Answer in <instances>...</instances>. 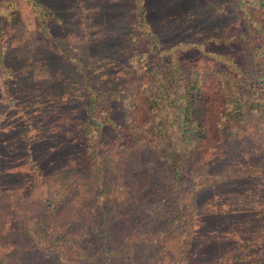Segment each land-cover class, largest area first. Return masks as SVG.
<instances>
[{"label":"rangeland","instance_id":"rangeland-1","mask_svg":"<svg viewBox=\"0 0 264 264\" xmlns=\"http://www.w3.org/2000/svg\"><path fill=\"white\" fill-rule=\"evenodd\" d=\"M252 6L249 0H0V237L8 243H0V256L5 263L12 255L9 264H27L21 262L27 254L29 260L50 264L43 248L45 239L52 241L39 224L46 214L61 220L73 216L74 207L81 205L79 213L88 212L89 222L94 223L84 222L81 233L97 237L95 218L100 219L103 209L96 207L97 203L83 204L95 196L84 186L83 193L81 185L57 191L61 183L57 182V187L51 183L57 176L77 174L89 186H96L97 178L102 177L99 160L110 150L123 160V169L129 162L127 155L137 150L136 174L140 170H170L162 153L148 149L150 152L140 155L145 144L138 131L133 134L129 129L135 119L131 109L135 101L127 97L133 90L145 93L154 85L149 84L152 76L146 65L160 58L158 52L163 47L174 48L163 57L185 67L197 63L224 67L218 52L238 63L248 61L249 66L248 49H236V41L231 39L245 30L247 22L250 25L262 17ZM143 19L151 26L142 23ZM155 32L162 42L153 39ZM255 41L250 39L253 44ZM88 96L93 98L90 103ZM139 103L145 110V102ZM88 115L97 124L105 122L100 134L93 133L91 143L85 131ZM212 125L207 127L211 144L221 140L200 154L190 153L194 157H187L189 162L179 179L189 178L191 170L193 178L206 172H234L197 187L193 226L173 256L177 262L184 259L183 264H264V159L249 162L243 149L254 144L249 141L255 134L250 129L238 138L220 137ZM239 140L234 157L225 160L227 145L223 144ZM253 154L260 156L258 151ZM34 170H39L37 179ZM152 175L150 172V179ZM40 182L43 185L30 195L31 184ZM117 188L118 193L122 191L120 183ZM119 196L115 212L119 216L109 218L107 225L112 231L110 235L107 230V238L120 233L119 226L124 228L129 246L140 245L142 240L151 244L156 242L153 237L163 235L169 236L168 241L181 237V230L169 232L172 224L156 227V222H152L158 230L155 235L143 233V226L137 224L147 215V203L134 212L125 194ZM58 199L63 203L52 209L50 202ZM61 222L58 227L50 225L52 239L75 228L72 222L65 226ZM33 247L37 251H28ZM130 251L132 259L140 258L139 251ZM173 256L156 254L149 264H168L174 261Z\"/></svg>","mask_w":264,"mask_h":264},{"label":"trees","instance_id":"trees-1","mask_svg":"<svg viewBox=\"0 0 264 264\" xmlns=\"http://www.w3.org/2000/svg\"><path fill=\"white\" fill-rule=\"evenodd\" d=\"M249 1L262 17L250 22V25L247 22L245 30L234 37L232 36L231 39L236 41V49H240L241 46L248 49L252 61L249 66L247 65L248 61L246 64L238 63L234 61L233 57H226L227 55L224 53L218 52L216 55L223 61L224 67H209L200 65V63L185 67L175 59L163 57L164 52L174 51L173 47H163L158 52L160 58L146 65L147 72L152 76L151 79L149 77L151 81L149 84L154 83V85H149L145 93L142 89L133 90L127 97V100L135 101L131 107L135 119L129 129L133 134L139 132L138 134L141 135L142 142L145 144V148L141 149L144 154L140 155L144 156L147 151L150 152L148 149L154 154L162 153L164 159L169 162L170 170H140L139 174H136L135 166L138 165L136 161L139 156L137 150H133L127 155L129 162L126 163L124 169L123 160L116 158L110 150L107 152L109 155H103L99 160L102 177L97 178L96 186H89L87 180H83L77 174L72 177L60 175L53 180L51 178V183L54 186L59 185L57 182L61 183L60 187H57V191L62 188L67 190V187L73 189L81 185L80 190H83L84 193L86 188L91 197L95 196V198H88L89 200L83 204L97 203L96 207L102 208L103 212L99 216L100 219L95 218L96 224H98V226L96 225L98 232L95 239L89 238L87 232L81 233L84 231V222L94 224L89 222L92 220L88 212L80 214L82 211L79 210L83 209L81 205L74 207L73 216L61 219L60 224L65 226L72 222L75 228L56 234L53 239V229L49 230V227L53 224H57L58 227L61 220L57 218V215L51 217L50 214H46L44 220L41 218L42 223L39 224L48 232L46 238H50L53 243L45 239L47 245L43 248L44 256L50 259L48 260L50 264H149L156 254L172 257L177 249L180 251L181 240L185 236V232L192 228L195 220L196 211L193 205L197 187L205 186L206 183H209L208 179H211V182L217 181L226 173L234 172V170L206 172L198 178H193L191 170L189 178L179 179L185 171L186 163L189 162L187 157H194L190 153L200 154L205 149L208 150L210 146H217L218 141L221 140L215 139V145L211 144L207 131V127L211 123L217 130L216 135L221 137L223 134L226 138H238L241 133H248L251 129L250 133H254L255 136L249 143L254 144L252 146L247 144L248 148L246 146L243 148L248 152V155L251 154L250 158L247 155L248 161L259 163L264 159L262 156V150L264 152V0ZM244 15L249 20L247 11H244ZM144 22L148 23L149 21L143 19L142 23ZM149 25L151 26L150 22ZM154 36V40L162 42V37L158 32H155ZM251 38L256 39L255 44L250 42ZM85 79L87 78L85 77ZM91 97L88 96V103L92 101ZM140 100L145 102V110L140 106ZM97 123V120H91V116L88 115L85 131L90 143L94 137L93 133L100 134V129L105 126L104 121ZM239 144H241L240 140L233 145L223 144L227 145L225 160H231L234 157L235 147ZM254 151H258L260 156L254 155ZM37 171L39 170H34L36 179L39 176L36 174ZM150 172L153 174V179L149 178ZM112 175L116 177L114 180L110 178ZM143 179L145 183L140 182V180L143 182ZM119 183L122 188L119 193L125 194L127 201H130L132 211H140L142 204L147 203L145 204L147 215L137 224L143 226V233L155 235L158 230L152 226V222H156L158 224L156 227L172 224L168 229L169 232L181 230V237H175L178 238L176 241H168L169 236L163 235L160 239L153 237L152 240L156 242L151 243L152 245L150 242L146 243L142 240L140 245L129 246V240L125 236L126 232L122 226H119L117 229L120 230V233L107 238L108 231L110 230V235L112 231V228L107 225L111 221L109 218L113 219L116 215L119 216L118 213H115L121 199L117 188ZM31 185L30 195L40 188L43 182ZM82 186L85 188L83 189ZM79 194L81 195V191ZM11 195L12 192L9 196ZM53 199L50 198L49 201ZM14 201L16 204V200ZM55 201V203L50 202L52 209L58 208L63 203L62 199ZM90 210L92 211V209ZM150 226L151 228L147 230L146 227ZM78 232L82 234L80 237H77ZM160 233L162 232L160 231ZM10 237L11 235L8 234L9 239ZM186 242L190 243L188 238ZM0 243L5 246L8 244L3 237H0ZM31 248L28 251L36 250V247ZM131 249L132 253L139 251L140 258L132 259ZM11 256L8 259L9 262ZM31 256L34 255L31 254ZM173 260L168 264H183L184 259L177 262L173 256ZM0 262L9 264V262H4L2 256H0ZM21 262L46 264L41 259L29 260L27 254Z\"/></svg>","mask_w":264,"mask_h":264}]
</instances>
